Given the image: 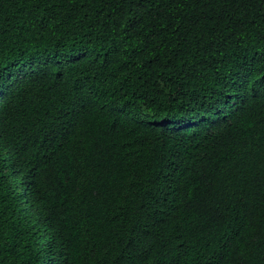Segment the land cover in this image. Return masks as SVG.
I'll return each mask as SVG.
<instances>
[{"label": "trees", "instance_id": "16d2710c", "mask_svg": "<svg viewBox=\"0 0 264 264\" xmlns=\"http://www.w3.org/2000/svg\"><path fill=\"white\" fill-rule=\"evenodd\" d=\"M0 264H264V0H0Z\"/></svg>", "mask_w": 264, "mask_h": 264}]
</instances>
